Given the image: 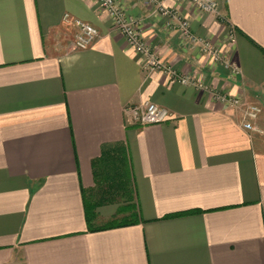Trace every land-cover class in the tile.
<instances>
[{"label":"crops","instance_id":"0c3cea01","mask_svg":"<svg viewBox=\"0 0 264 264\" xmlns=\"http://www.w3.org/2000/svg\"><path fill=\"white\" fill-rule=\"evenodd\" d=\"M115 1L178 73L258 104L256 129L240 107L143 68L96 0H0V264H264V0H217L216 13L161 0L234 75L143 0ZM74 19L98 29L85 49ZM147 101L172 117L130 122L124 107ZM115 142L132 199L99 203L92 161ZM84 201L99 203L89 222Z\"/></svg>","mask_w":264,"mask_h":264},{"label":"built area","instance_id":"2783aa9c","mask_svg":"<svg viewBox=\"0 0 264 264\" xmlns=\"http://www.w3.org/2000/svg\"><path fill=\"white\" fill-rule=\"evenodd\" d=\"M99 7L110 19L113 20L115 29L124 37L130 47L141 54L144 58L143 68L148 72L161 71L168 75L173 81L183 85H195L198 88H204L212 93L216 100L241 108L242 127L246 130H255L254 121L261 112V107L254 103H244L239 96L230 93H222L212 88L204 86L203 82L196 79L193 75L180 74L169 64L163 62L159 54L151 50L145 41L141 32V21L134 17H128L124 14L115 0H96ZM197 9L207 13H216L218 10L217 0H188ZM149 8L151 15L161 14L167 18V25L176 23L180 36L192 46L200 44L202 50L209 54L213 61L222 64L229 72L234 75L237 73V67L230 58L225 57L218 49L208 41H203L191 30L188 21L181 18L178 11L172 7L166 6L161 0H143ZM64 19H69L65 14ZM76 32L73 44L77 49H85L90 46L99 36L98 29L88 22L79 19L72 20ZM233 33L230 34V38ZM124 113L128 116L130 122L138 124L160 123L172 117V114L166 108L153 102H144L136 105L124 107Z\"/></svg>","mask_w":264,"mask_h":264},{"label":"trees","instance_id":"16d2710c","mask_svg":"<svg viewBox=\"0 0 264 264\" xmlns=\"http://www.w3.org/2000/svg\"><path fill=\"white\" fill-rule=\"evenodd\" d=\"M92 170L101 201L129 202L133 195V184L130 172L127 147L123 142L109 143L102 146L101 154L92 161ZM99 203L88 204L84 201L86 220L89 222L94 217L95 207ZM131 223L122 221L109 223L99 229Z\"/></svg>","mask_w":264,"mask_h":264},{"label":"rangeland","instance_id":"374dc122","mask_svg":"<svg viewBox=\"0 0 264 264\" xmlns=\"http://www.w3.org/2000/svg\"><path fill=\"white\" fill-rule=\"evenodd\" d=\"M158 15H161V14H158Z\"/></svg>","mask_w":264,"mask_h":264}]
</instances>
